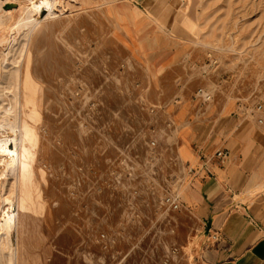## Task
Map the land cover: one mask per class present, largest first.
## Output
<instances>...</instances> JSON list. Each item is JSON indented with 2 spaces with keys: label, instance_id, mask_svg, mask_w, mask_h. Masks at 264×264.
<instances>
[{
  "label": "rangeland",
  "instance_id": "obj_1",
  "mask_svg": "<svg viewBox=\"0 0 264 264\" xmlns=\"http://www.w3.org/2000/svg\"><path fill=\"white\" fill-rule=\"evenodd\" d=\"M50 1L27 29L31 0H0V104L18 67L20 117L15 143L0 129V264H201L181 139L264 122V0Z\"/></svg>",
  "mask_w": 264,
  "mask_h": 264
},
{
  "label": "crops",
  "instance_id": "obj_2",
  "mask_svg": "<svg viewBox=\"0 0 264 264\" xmlns=\"http://www.w3.org/2000/svg\"><path fill=\"white\" fill-rule=\"evenodd\" d=\"M181 141L184 200L202 222L201 264H264V122L203 118Z\"/></svg>",
  "mask_w": 264,
  "mask_h": 264
},
{
  "label": "bare ground",
  "instance_id": "obj_3",
  "mask_svg": "<svg viewBox=\"0 0 264 264\" xmlns=\"http://www.w3.org/2000/svg\"><path fill=\"white\" fill-rule=\"evenodd\" d=\"M43 7H47L49 15H55L56 13L60 12L59 9H57L56 7H54L51 4L50 0H31V4L28 6V8L26 7L27 8L26 15L19 19L16 27L18 28L20 26V28L26 27L28 29L32 24H34V22L36 20H38L39 13ZM1 23H2V21H0V24ZM15 35H16V33H15ZM26 35L27 34L25 33L24 36H26ZM9 60H10L9 58L5 57L4 60L0 62V66H3L5 68L9 62ZM13 62L16 63L17 61H15L13 59ZM17 70H18V67L15 69V74L13 73L15 83L14 82L11 83V85L12 84L13 85L12 86L10 85L8 88L2 86V87H4L3 89H6V92L10 91L12 93L11 102H9L8 105L0 104V110H1L0 129L4 132L3 133L1 131L3 134L11 133L10 138L8 136H6L7 134L4 135V136L8 137L5 140L9 141V144H11V143L13 144L16 141V136H17V132H16L17 130L16 129L18 127V121L20 118L19 112H18V97H17L18 86L16 84V77H17L16 71ZM17 80H18V78H17ZM0 96H2V94H0ZM11 119H12V121H11ZM0 142H3L2 139H0ZM3 150H4V147H3ZM6 152L9 155L8 156L9 158H7V157L3 158V159L1 158L0 159L1 165H3L4 167H7V165L8 166L14 165L16 153L12 152L11 149H7V148H6ZM2 157H3V155H2ZM9 207H10V199L8 200V208ZM5 213L6 214H5L4 218H5L6 225H5L4 231L0 233V260H2V258H7V260L8 259L13 260L14 256H13L12 244L10 242V231L14 227L15 222H14V217H13L12 211L10 212L9 210H5Z\"/></svg>",
  "mask_w": 264,
  "mask_h": 264
},
{
  "label": "built area",
  "instance_id": "obj_4",
  "mask_svg": "<svg viewBox=\"0 0 264 264\" xmlns=\"http://www.w3.org/2000/svg\"><path fill=\"white\" fill-rule=\"evenodd\" d=\"M216 157L218 158L220 163H224L228 157V152L225 150H220L216 153ZM165 200L166 203L173 208H178L180 205V200L178 195L167 196Z\"/></svg>",
  "mask_w": 264,
  "mask_h": 264
}]
</instances>
